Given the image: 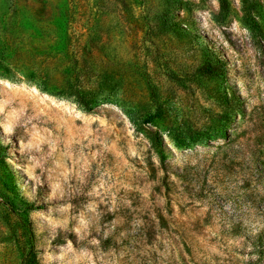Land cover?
<instances>
[{
  "label": "rangeland",
  "instance_id": "obj_1",
  "mask_svg": "<svg viewBox=\"0 0 264 264\" xmlns=\"http://www.w3.org/2000/svg\"><path fill=\"white\" fill-rule=\"evenodd\" d=\"M22 201L41 264H264V0H0V264Z\"/></svg>",
  "mask_w": 264,
  "mask_h": 264
},
{
  "label": "trees",
  "instance_id": "obj_2",
  "mask_svg": "<svg viewBox=\"0 0 264 264\" xmlns=\"http://www.w3.org/2000/svg\"><path fill=\"white\" fill-rule=\"evenodd\" d=\"M199 71L202 77L216 78L221 77L226 73V67L224 62L219 58H212L207 61ZM70 92V96H73L75 98L74 103L81 107L83 111L89 112L92 110V101L86 100L80 93V91L76 90L74 87L70 88ZM150 120L151 117L146 119V122H150ZM152 146L159 152L160 144L157 135H155L152 139ZM22 203L25 206L22 215L24 219L23 243L25 249L23 248V258L21 264H41L37 258V251L35 248V235L28 217L30 211L35 210L38 207H35L34 205L25 203L23 201Z\"/></svg>",
  "mask_w": 264,
  "mask_h": 264
}]
</instances>
